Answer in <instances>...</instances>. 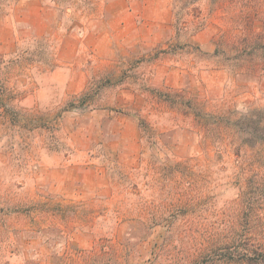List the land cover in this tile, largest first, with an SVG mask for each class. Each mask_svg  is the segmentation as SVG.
<instances>
[{
	"label": "rangeland",
	"instance_id": "374dc122",
	"mask_svg": "<svg viewBox=\"0 0 264 264\" xmlns=\"http://www.w3.org/2000/svg\"><path fill=\"white\" fill-rule=\"evenodd\" d=\"M107 1L18 0L0 14V83L11 76L25 95L18 110L48 124V131L31 134L0 124V264H194L206 243L223 239L241 220L234 154L207 147L170 116L150 118L161 132L151 145L139 124L147 99L138 90L130 88L142 96L134 107L116 104L126 86L108 90L98 109L66 107L122 53L145 55L176 42L178 17L189 30L177 42L208 54L227 31L232 40L246 30L262 33L264 0H171L173 36L153 45H117L106 59L88 53L85 88L80 91L77 77L69 90L68 75L78 67L56 60L60 38L89 28ZM48 6L58 9L52 36ZM22 54L32 65L9 74L10 61ZM140 72L155 87L191 91L212 109L253 114L264 126V76L234 77L191 50Z\"/></svg>",
	"mask_w": 264,
	"mask_h": 264
},
{
	"label": "trees",
	"instance_id": "16d2710c",
	"mask_svg": "<svg viewBox=\"0 0 264 264\" xmlns=\"http://www.w3.org/2000/svg\"><path fill=\"white\" fill-rule=\"evenodd\" d=\"M16 1L0 0V14H5ZM175 29L176 42L168 43L167 48L160 46L145 55L133 51L131 55L122 53L103 73L93 77L86 91L69 103L66 111L98 109L102 107L103 97L108 90L126 86L138 90L147 99L143 109L146 114L138 116L140 127L151 145L158 143L161 132L150 118L170 116L189 125L190 129L202 137L207 147L215 146L226 153L232 152L240 178L241 220L223 239L214 237L206 243L194 264H264V126L253 114L239 116L230 107L212 109V103L207 98L191 91L155 87L146 78V73L140 72L191 50L201 59L206 57L230 70L234 77L248 75L262 78L264 31L255 34L252 30H246L245 37H236L234 40L229 38L227 31L214 40L215 50L208 54L190 41L185 44L177 42L189 30L188 25L179 17ZM43 40L48 44L50 38ZM29 60L25 54L11 60L7 68L12 71L9 74L25 71L26 64L32 65ZM52 67H57L55 59ZM24 96L16 84L11 85V76L2 80L0 124L9 123L12 130L20 127L30 134L38 129L48 131V124L40 123L43 118L23 108L18 110Z\"/></svg>",
	"mask_w": 264,
	"mask_h": 264
},
{
	"label": "crops",
	"instance_id": "0c3cea01",
	"mask_svg": "<svg viewBox=\"0 0 264 264\" xmlns=\"http://www.w3.org/2000/svg\"><path fill=\"white\" fill-rule=\"evenodd\" d=\"M57 12L56 7L48 6V36L56 31ZM172 28L171 0H108L100 17L93 20L89 28L78 27L60 38L56 60L60 65L78 67L69 73L67 88L72 89L77 77L83 80L80 91L85 88L87 75L81 69L88 61V53L97 59L110 58L116 52L114 47L117 45H153L173 36ZM141 97L139 93L126 88L118 93L115 100L117 105L128 107ZM3 164L0 155V173Z\"/></svg>",
	"mask_w": 264,
	"mask_h": 264
}]
</instances>
